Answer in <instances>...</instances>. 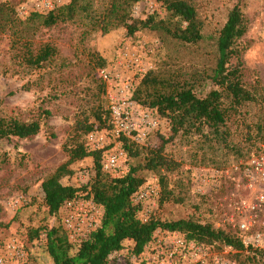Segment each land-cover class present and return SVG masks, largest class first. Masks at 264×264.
<instances>
[{
    "label": "rangeland",
    "instance_id": "obj_1",
    "mask_svg": "<svg viewBox=\"0 0 264 264\" xmlns=\"http://www.w3.org/2000/svg\"><path fill=\"white\" fill-rule=\"evenodd\" d=\"M5 1L14 4L22 18L43 9L38 5L43 0H0V3ZM69 1L60 0L59 5ZM110 1L94 0V9L102 11ZM188 1L196 7L203 22L205 39L198 44L184 43L164 31L148 28L133 35L123 26L109 32L97 30L85 34L88 27L84 20L77 18L38 30L30 39L33 47L50 42L58 48L59 54L44 67L31 68L15 56L10 34L0 33V117L41 123L39 133L32 137L0 141V220L8 224L0 226V255L7 259V264H53L45 235L31 240L29 232L40 225L62 224L64 206L56 215L48 213L42 182L68 159L65 147L76 139L75 122L85 117L94 120L93 113L99 107L111 116L112 95L117 92L120 97L119 89L127 82L130 89L126 91V100L138 109L140 117L147 110L152 111L158 124L139 142L125 137L138 148L137 156L129 154L124 137H116L111 126L104 128L108 146L102 150L101 162L104 152L117 145L124 151L122 171L126 174L132 165L145 161L150 149L166 141L164 153L178 165L173 170L140 171L145 177L140 189L152 190L150 199L137 204L140 211L163 221L192 219L210 223L241 238L238 227L229 220L232 215L240 218L236 211H243V208L239 210L242 203L254 200L259 192L257 179L261 173L245 163L264 151V137L258 134L254 124L264 121V0ZM235 5L241 7L248 23L247 32L237 41L243 80L257 92L258 101L244 105L241 112L233 116L225 136L216 135L209 128L203 132L181 130L173 134L169 119L157 109L137 101L134 92L149 70L158 73L171 70L184 78L196 70L214 66L215 38ZM148 15L171 23L177 21L159 0L134 2L133 17ZM93 53L104 58L106 65L99 66ZM134 55L144 59L147 71H140L130 62ZM100 68L117 73V82L113 85L104 81L98 72ZM201 84L198 92L203 94L213 87L209 82ZM87 136L81 134L79 140L88 147ZM70 169L72 172L65 175L62 182L81 188L78 198H87L90 187L83 189L95 176L94 158L78 160ZM102 171L111 175L103 167ZM256 221V228L264 232V215ZM12 242L20 247L23 257L9 254L7 246ZM193 242L202 246L209 260L218 258L222 264H264L260 254L253 257L254 248L238 251L217 243ZM123 245L111 264H140V259L135 258L138 255L133 253L134 242L125 240Z\"/></svg>",
    "mask_w": 264,
    "mask_h": 264
},
{
    "label": "trees",
    "instance_id": "obj_2",
    "mask_svg": "<svg viewBox=\"0 0 264 264\" xmlns=\"http://www.w3.org/2000/svg\"><path fill=\"white\" fill-rule=\"evenodd\" d=\"M93 1L70 0L48 12L34 10L26 18L19 16L11 2H1L0 33L10 34L12 48L16 51L15 56L31 68L44 67L59 54L58 48L50 42L39 48L33 47L30 39L38 30L77 18L85 21L84 24L88 27L85 34L97 30L109 32L113 28L123 26L130 35L148 28L164 31L171 37L189 44H198L205 39L203 22L196 7L188 0H159L168 13L177 18L176 23L167 22L165 18L156 19L155 15H148L146 18L133 17L132 7L137 0H111L102 11L94 9ZM247 29V19L241 7L235 5L215 38L214 66L196 70L184 78H180L171 70L159 73L149 70L144 73L133 97L166 116L171 123L173 134L181 130L203 132L205 128H209L216 135L225 136L233 116L239 114L244 105L258 101L257 92L249 88L243 80L242 60L237 46V41ZM92 55H95L99 66L106 65L104 58L94 53ZM203 82L213 85L204 94L198 92ZM93 115L92 121L90 117H85L75 122L76 139H73L70 146L65 147L68 159L43 180L42 189L48 213L58 214L64 204L79 197L82 190L64 184L62 178L72 172L71 164L86 157H93L96 173L83 190L90 187L87 196L103 208L102 224L79 244L70 241L62 224L31 228V240L45 235L53 264H111L115 254L123 249L125 240H132L135 244L133 253L140 254L159 229L183 233L191 241L232 246L238 251L247 249L239 235L215 228L210 223H200L192 219L163 221L150 217L144 221L139 218L140 207L134 203L132 196L145 182V177L140 171L173 170L178 164L165 155L166 141H163L161 145L149 150L142 164L132 165L123 176L105 174L101 162L103 151H91L85 142L79 140L81 134L110 126L108 111L99 107ZM254 124L258 134L264 137V121ZM40 129L39 120L22 121L15 117H0V141L11 137H32L38 134ZM123 139L129 154L137 156L138 148H134L127 138ZM1 211L0 207V213ZM0 226L8 224L0 220ZM253 252V257L260 254L264 258V249H256Z\"/></svg>",
    "mask_w": 264,
    "mask_h": 264
},
{
    "label": "built area",
    "instance_id": "obj_3",
    "mask_svg": "<svg viewBox=\"0 0 264 264\" xmlns=\"http://www.w3.org/2000/svg\"><path fill=\"white\" fill-rule=\"evenodd\" d=\"M60 0H43L39 2V6L43 9L41 12H48L59 6ZM142 57L131 56L130 62L134 64L140 71H147L146 62ZM100 77L114 85L117 82V73L107 68L98 70ZM130 89V83L119 89L120 97L117 92L112 95L110 106V126L114 135L119 137H132L136 141L146 138L152 128L156 127L158 120L152 116V111L147 110L142 117L138 113V109L134 107L132 102H128L126 91ZM88 147L91 151L104 150L107 148V134L103 129H94L88 133ZM124 151L118 148L108 149L104 152L102 159V167L104 171L115 177L123 176L122 168L125 161ZM247 166H253L255 171L261 173L257 179L260 186L259 192L252 201H244L239 207L243 211H236L240 216L237 218L232 215L230 223L237 226L241 239L247 248L264 249V232L256 228L257 219L264 215V151L259 155L250 157ZM245 166V167H247ZM238 168V166H237ZM257 173V172H256ZM253 183V178L251 179ZM254 184V183H253ZM152 190L139 189L133 194L135 204L146 201L152 197ZM103 208L99 206L91 197L85 199L74 198L64 204L62 215V225L66 230L71 242L79 244L86 239L93 231L98 229L102 224ZM139 218L144 221L150 219L148 212L138 213ZM180 232H172L169 230H157L153 239L146 245L143 252L135 257L140 259V264H222L218 258L209 260L201 245L188 240L185 235ZM233 250L232 246H227ZM9 254L21 258L24 253L20 247L14 242L7 246ZM119 252H117L118 254ZM0 264H7V259L0 255Z\"/></svg>",
    "mask_w": 264,
    "mask_h": 264
}]
</instances>
